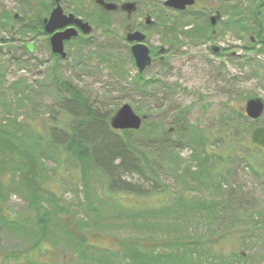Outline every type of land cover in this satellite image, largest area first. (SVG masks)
<instances>
[{
    "label": "rangeland",
    "instance_id": "374dc122",
    "mask_svg": "<svg viewBox=\"0 0 264 264\" xmlns=\"http://www.w3.org/2000/svg\"><path fill=\"white\" fill-rule=\"evenodd\" d=\"M70 1L76 6L65 8L66 12L95 22L94 39L85 44L81 39L72 40L65 48L67 58L58 59L46 34L25 27L31 20L47 18L52 0H0V18L8 15L6 22H11L0 21V125L7 128L5 133L15 143L12 150L0 149V264H82L74 244H80L84 235L90 237V243L113 248H119L118 243L125 238L157 242L185 235L216 238L232 228L228 223L233 215L245 222L235 225L238 233L235 231L234 238L217 242V253L238 260L234 253L244 252V264H261L264 148L254 144L251 135L264 126V114L257 120L248 118L245 103L255 97L264 100V0H200V7L190 8L185 14L167 13L162 8L164 0H140L142 9L150 5L157 15H164L169 27L178 26L175 20L182 24L193 22L199 15L215 14L216 10L222 13L215 36L205 24L208 17L200 20L207 27L203 32L188 25L175 32L161 26L148 32L149 44L155 48L164 45L169 54L166 69L157 63L144 72L146 81L160 80L144 88L146 91L139 89L135 80L138 69L130 62L124 17L113 16L103 24L96 19V8L85 10L82 1ZM258 2L263 6L261 21L252 7ZM240 13L248 16L243 19ZM165 34L170 46L164 42ZM200 35L204 39L197 38ZM28 44L35 46L34 52L28 50ZM216 47L222 50L216 52ZM119 62L128 72L124 79L113 70ZM64 82L77 88L92 108L100 110V116L105 119L108 115L110 128L112 117L124 104L146 117L143 130L133 139L136 148L149 150L150 163L155 164L160 184L168 190L161 201L158 195L148 198L153 205L160 201L151 208L161 220L158 225L157 221L153 228L131 224L130 216L145 207L135 205L136 195L119 191L115 202L116 190L109 186L110 178L101 166L100 171L82 166L76 155L63 149L68 136L57 140L62 135H53L56 129L75 125L77 114L64 103L71 97L62 86ZM76 108L69 103L70 110L76 112ZM169 129L174 132L164 136ZM195 134L202 135L207 149L188 140ZM154 138L161 144L176 139L179 145L171 151L155 148ZM23 149L32 150L38 159V176L32 174L30 179L42 188L30 184L29 176L18 167L23 157L17 151ZM183 178L190 182L187 189ZM132 179L137 182V177ZM198 202L217 203L219 219L213 221L209 210H197L193 204ZM87 203L95 205L89 208ZM116 209L123 212L120 219L115 218ZM97 214L103 215L102 224L113 225L98 233L89 231L93 228L78 227L83 217L88 220ZM251 214L255 215L253 222L248 218ZM65 225L71 240L65 235ZM11 254L13 259L5 261L4 257Z\"/></svg>",
    "mask_w": 264,
    "mask_h": 264
},
{
    "label": "trees",
    "instance_id": "16d2710c",
    "mask_svg": "<svg viewBox=\"0 0 264 264\" xmlns=\"http://www.w3.org/2000/svg\"><path fill=\"white\" fill-rule=\"evenodd\" d=\"M252 7L254 8V11L257 9V17L258 19H260L263 15L262 3H255L252 5ZM225 12V14H228L227 11ZM240 16L244 15L240 13ZM245 16H248V14L245 13ZM245 16L243 17V19L246 18ZM8 18V15L3 18L1 17V23L11 24V22H6ZM3 19L5 21H2ZM43 20L44 19L42 18H40L39 20H31V22L25 23V27H30V29L34 33H40L44 35L45 32ZM173 22L179 23L176 22V20ZM196 26H198V24ZM180 27H182V25H173L169 27V31L175 32ZM204 28L207 27L202 25L200 28V32H203ZM196 29H199V27H196ZM116 69V66H114L113 70L117 74ZM136 83L138 88L142 89V91H146L144 90V88H150L148 84L149 82L146 81L141 75L137 76ZM62 86L64 89L71 93V97H68L64 102L67 109L77 115L75 116L74 126H71L69 129L65 127V130L56 129L53 131V135H62L56 137L57 140L65 138L64 135L68 136V144L63 149L76 155L75 157L79 159L78 160L76 158L77 161H79L82 166H94L99 171V166H101L102 171L110 178L109 186L116 190V193L113 194L115 202H118L117 192L119 191H126L134 193L136 195L135 205L138 206L141 203V205H144L145 207H141V211H136L130 216L129 219L131 224L135 225L137 228H139V226L153 228L155 221H157L158 225L161 220L158 218L157 212L151 208L157 205V203H159L165 197L166 191L168 190L165 185L160 184V177L157 172H155V164L150 163V154L148 153L149 150L147 148H143L146 151L144 152L135 147V140L133 139V136H135L136 133L140 132L139 130L142 127L139 130H117L119 132L113 131L111 129L112 127L110 128L107 124L108 115L105 116V119L100 116V110L92 108L88 104L86 99L84 100V97L77 88L65 82L62 84ZM150 91L151 89H149L147 93H149ZM70 102L72 106L77 107L76 109L78 111L74 112L69 109ZM144 124H146V119L144 120ZM6 129L7 128L3 126V124L0 125V149H3V151L6 149L12 150L15 148L14 140L8 134H6L8 133ZM81 129L84 130H82V132L80 133ZM168 131L169 134H167V132H164V136L168 137L171 132H174L173 129H169ZM151 139L152 138H148L147 140L152 143ZM188 140L196 142L198 146H203V148H206L205 139L202 137V135H192V137ZM168 141L169 142L167 144H161L154 138V147H163L164 149L171 151L173 149V146L178 147L179 145L176 144V139H168ZM50 144L52 146L56 145V147H58V144L54 141H51ZM17 152L18 154H20V156L23 157L18 167H20V169H24V172L29 176L27 177L28 182L38 188L41 187L39 185V182L34 181L35 183H33L30 179L32 178V174L38 176L39 173L38 169L37 171H35L37 167L36 164L38 162L37 157L32 153V150L29 149L18 150ZM195 157L197 158V155H195ZM199 166L200 170L203 171V164L199 163ZM190 170L191 167L189 166L185 173H190ZM134 177H137L136 183L131 182L133 180L132 178ZM183 181H185L187 189V186L190 182H186L184 178ZM2 186L3 184L2 182H0V190L2 189ZM221 187L222 184H218V188ZM111 193L112 192L109 191L108 187V194ZM153 195L160 196V201L156 202L155 205H153V203L148 199L149 196ZM143 200H146V202L142 203ZM43 201L44 200L41 201L42 205ZM94 205L95 203H87V207L89 208L93 207ZM193 205L199 211H211V213L213 214V221L219 219V216L217 215L219 205L217 203L205 204L204 202H198L194 203ZM116 210L118 212L115 218L120 219L123 215V212L119 209ZM44 218L45 217H42L41 219ZM240 218L241 217L238 216L235 219V215H233L231 217V222L228 223V225L232 227L229 229L232 230L228 229L222 234H218L216 238L211 237L207 238L206 240L199 239V237L197 238L191 235L164 240L162 242H157L154 239L125 238L127 239L126 241L125 239H122V241L118 243L119 248H113L107 245L98 244V242L90 243V237L88 235H84V239L78 241L80 242V244H73L76 246V250L78 251V253L81 254L80 259L82 264H244L246 257V254L244 252H241V254L235 252L234 254L238 257V260H234L233 255L227 258L224 255H220L219 253H217L218 249L216 247L218 241L227 239L231 240L232 238H234V235H236L235 231H237L238 233V230H235V225L245 222L243 220H240ZM248 218L250 222H253L255 219V215L251 214ZM41 219L39 217V220ZM83 219V222L80 220V222L77 223L78 227L82 225L86 228H93V230H89L92 232L95 231L98 233L102 231L103 228L113 225L112 223L108 225L102 224V214H97L96 218L90 216L88 220L86 219V217H83ZM17 225L21 224L19 223ZM67 228L68 225H65V235L68 238L71 236H69L68 232H66ZM43 229H45V226H43ZM41 236L42 239L47 238V236ZM13 256L14 254L6 255L4 257V260L10 261L11 259H13ZM29 261L32 260L30 259Z\"/></svg>",
    "mask_w": 264,
    "mask_h": 264
},
{
    "label": "flooded vegetation",
    "instance_id": "af4514ba",
    "mask_svg": "<svg viewBox=\"0 0 264 264\" xmlns=\"http://www.w3.org/2000/svg\"><path fill=\"white\" fill-rule=\"evenodd\" d=\"M82 1L83 3V6L82 8H85V10H89V9H92V8H96L97 11H98V15L96 16V19L97 20H100L103 24L105 23H109L112 19L113 16H118V15H122L124 17V24H125V27H124V38L125 40L127 41V48H128V51L130 53V62L131 64L136 67L138 69V72L137 74L138 75H141L144 77V72L145 71H150L152 70L153 67H155V65L157 63H159L163 69H166L167 67V64L165 63L166 62V56H168V51L169 49H167V47H165L164 45L163 46H160L158 48H155L154 46H152L151 44H149V34L148 32L152 29H155V28H158V27H162L165 29V31H168L169 32V21L168 20H165L163 17L164 15H157V11L154 10L155 7H151L149 5V7H145L146 9H142V1L140 0H103L105 3H114L116 4L117 6V9L114 10V11H108L105 9V6L100 4L98 2V0H80ZM167 0H164L163 1V7L162 8H165L166 12H171V13H175V14H185L190 8H195V7H200L201 4H200V0H196L195 4L193 6H188L185 10H176L172 7H169L165 4ZM92 2H94V4H92ZM128 2H131V3H135V10L132 11V12H129L128 10L124 9L123 5L125 3H128ZM71 3V4H70ZM57 5H60L63 9V12L65 15H69V14H73L75 15L76 18H79V19H82L84 22H87L90 24L91 26V31L89 33H85L79 25H76V24H72V25H68L64 28H61V29H58L55 31L56 32H61V31H65L66 29H69V28H75L76 31H77V35L72 37L70 40H66L64 42V51L66 52L65 48L66 46L72 41V40H82V42L84 43L85 41L87 42H91V40L94 39V30H95V27L93 26V24H95L94 21H89L88 19L82 17L81 15L79 14H75L73 12H66L65 8H74L76 6V3L75 2H71L70 0H52V6L50 8V14L47 18L50 17L52 11L54 8L57 7ZM214 16H218V20L216 22L215 25H212V17ZM87 17V16H86ZM206 17L209 18V23L207 22L206 23ZM45 18L43 20V23H44V32H45V20L47 19ZM88 18V17H87ZM197 18V19H195ZM202 18H205V24H209L210 26L208 27H211L212 29V35H216L217 31H216V26L218 24V22L221 20L222 18V13L219 11V10H216V13L215 14H211L210 16H208L207 14L204 15ZM201 16H197V17H194V20L193 22H196V23H193L192 21H189V22H182L181 23H178V25H182V27L180 28H183L184 26H187L189 28H193L195 30H198L199 32L201 31V26L204 24H202L200 22V20L202 19ZM198 24V26H196ZM204 24V25H205ZM196 27H199V29H196ZM136 31H140L141 33H143L145 35V39L144 41L142 42L143 44H145L148 49H149V56L151 58V64L143 71L141 72L137 66V63H136V60L134 58V55L132 53V46L136 44L135 41H129L127 39V36L129 33L131 32H136ZM167 32V34H168ZM55 33H52L50 35L45 34L48 36V39L50 41V46H51V51L53 53V55L55 56V58H58V59H66L67 56L65 58L61 57L60 55L58 54H55L53 52V49H52V44H51V37L53 36V34ZM44 34V35H45ZM167 34H165V37H164V42L166 43V46L167 44H169L170 46V38L167 36ZM197 38H202L204 39V37H197ZM85 44V43H84ZM29 45L31 44H28L27 47L29 48ZM172 49V48H171ZM35 50V46L33 45V51H30V52H34ZM222 49H220L219 47H216L215 48V51L218 52ZM67 54V52H66ZM68 55V54H67ZM122 67V69H121ZM116 71H117V75L124 79L126 78L127 76V70L122 66V63H118L116 65ZM123 72V74H122ZM135 75L136 78L138 75ZM135 78V80H136ZM145 78V77H144ZM134 80V82H135ZM160 80H156V79H152V80H149V87H152L155 83L159 82Z\"/></svg>",
    "mask_w": 264,
    "mask_h": 264
},
{
    "label": "water",
    "instance_id": "95a60500",
    "mask_svg": "<svg viewBox=\"0 0 264 264\" xmlns=\"http://www.w3.org/2000/svg\"><path fill=\"white\" fill-rule=\"evenodd\" d=\"M98 2L104 5L105 9L108 11L117 9L114 3H105L103 0H98ZM195 2L196 0H167L165 4L176 10H185L188 6H193ZM123 7L129 12H132L135 10V3L128 2L125 3ZM217 20L218 16L212 17V25H215ZM72 24L79 25L85 33H89L92 29L89 23L76 18L75 15H65L62 7L57 5V7L53 9L50 17L45 20V31L52 34L55 33L56 30ZM76 35L77 31L75 28H69L65 31L53 34L51 37L53 52L65 58L67 54L64 51V42ZM127 39L136 42V44L132 46V53L139 70L143 72L151 64L149 49L142 43L145 39V35L140 31L131 32L128 34ZM29 49L33 51V45H29ZM245 112L246 115L253 120L261 118L264 114V100L260 97L248 99L245 104ZM144 119L145 117L139 116L130 104H124L112 117L110 123L115 130H139ZM251 139L254 144L264 148V126L257 127L253 131ZM261 264H264V261Z\"/></svg>",
    "mask_w": 264,
    "mask_h": 264
}]
</instances>
